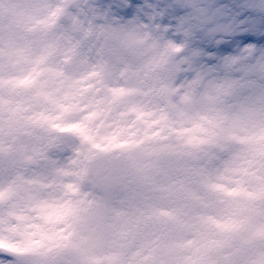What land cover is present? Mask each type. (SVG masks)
Returning <instances> with one entry per match:
<instances>
[{
    "label": "clouds",
    "instance_id": "clouds-1",
    "mask_svg": "<svg viewBox=\"0 0 264 264\" xmlns=\"http://www.w3.org/2000/svg\"><path fill=\"white\" fill-rule=\"evenodd\" d=\"M0 264H264V0H0Z\"/></svg>",
    "mask_w": 264,
    "mask_h": 264
}]
</instances>
